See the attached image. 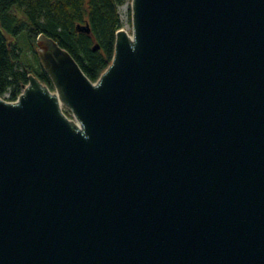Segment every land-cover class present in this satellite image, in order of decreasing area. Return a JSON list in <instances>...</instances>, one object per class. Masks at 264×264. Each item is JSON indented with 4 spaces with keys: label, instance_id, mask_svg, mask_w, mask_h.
Returning a JSON list of instances; mask_svg holds the SVG:
<instances>
[{
    "label": "water",
    "instance_id": "water-1",
    "mask_svg": "<svg viewBox=\"0 0 264 264\" xmlns=\"http://www.w3.org/2000/svg\"><path fill=\"white\" fill-rule=\"evenodd\" d=\"M131 18L96 81L40 33L55 90L0 96V264H264V0Z\"/></svg>",
    "mask_w": 264,
    "mask_h": 264
},
{
    "label": "trees",
    "instance_id": "trees-1",
    "mask_svg": "<svg viewBox=\"0 0 264 264\" xmlns=\"http://www.w3.org/2000/svg\"><path fill=\"white\" fill-rule=\"evenodd\" d=\"M126 0H0V96L18 98L33 73L54 89L38 54L45 33L68 49L86 75L96 81L112 61L119 6ZM88 24L90 32L80 31ZM100 47L94 50V46Z\"/></svg>",
    "mask_w": 264,
    "mask_h": 264
},
{
    "label": "rangeland",
    "instance_id": "rangeland-1",
    "mask_svg": "<svg viewBox=\"0 0 264 264\" xmlns=\"http://www.w3.org/2000/svg\"><path fill=\"white\" fill-rule=\"evenodd\" d=\"M119 12L122 20V28L132 34V18H131V0H126V2L119 6ZM33 74V73H31ZM55 90V87L52 91ZM9 100V94L6 93L4 96H1ZM11 101V100H10ZM64 112L72 118V113L66 107H63Z\"/></svg>",
    "mask_w": 264,
    "mask_h": 264
}]
</instances>
